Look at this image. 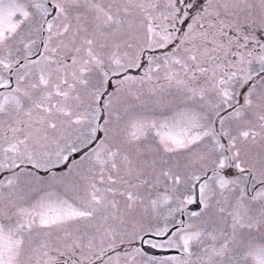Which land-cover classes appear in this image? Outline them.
I'll use <instances>...</instances> for the list:
<instances>
[{
  "label": "snow or ice",
  "instance_id": "1",
  "mask_svg": "<svg viewBox=\"0 0 264 264\" xmlns=\"http://www.w3.org/2000/svg\"><path fill=\"white\" fill-rule=\"evenodd\" d=\"M0 264H264V0H0Z\"/></svg>",
  "mask_w": 264,
  "mask_h": 264
}]
</instances>
